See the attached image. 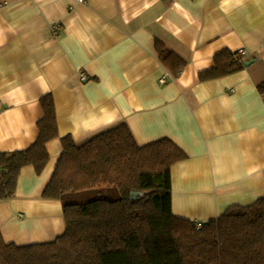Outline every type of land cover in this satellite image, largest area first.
<instances>
[{
  "label": "crops",
  "instance_id": "0c3cea01",
  "mask_svg": "<svg viewBox=\"0 0 264 264\" xmlns=\"http://www.w3.org/2000/svg\"><path fill=\"white\" fill-rule=\"evenodd\" d=\"M84 1L0 0V153L33 144L47 94L58 132L42 172L21 169L0 201L4 242L64 233L62 202L42 198L61 139L81 145L120 124L139 146L166 138L186 154L170 169L175 217L208 223L264 198V0ZM157 41L185 61L177 78ZM225 50L248 65L199 81Z\"/></svg>",
  "mask_w": 264,
  "mask_h": 264
},
{
  "label": "trees",
  "instance_id": "16d2710c",
  "mask_svg": "<svg viewBox=\"0 0 264 264\" xmlns=\"http://www.w3.org/2000/svg\"><path fill=\"white\" fill-rule=\"evenodd\" d=\"M155 50L177 78L185 61L158 41ZM244 63L237 53L222 51L199 81L234 74ZM257 91L264 97V81ZM40 105L33 144L0 153V201L14 197L21 169L31 166L40 174L48 162L46 144L58 136L52 96ZM61 146L42 198L62 202L64 233L52 242L17 246L0 232V264H264V198L233 206L200 230L172 214L170 169L186 154L171 140L139 146L120 124L81 145L64 137ZM70 193L94 196L65 204Z\"/></svg>",
  "mask_w": 264,
  "mask_h": 264
},
{
  "label": "rangeland",
  "instance_id": "374dc122",
  "mask_svg": "<svg viewBox=\"0 0 264 264\" xmlns=\"http://www.w3.org/2000/svg\"><path fill=\"white\" fill-rule=\"evenodd\" d=\"M94 195L92 193L83 194V193H70L63 197V202L65 204L71 203H82L91 199ZM114 198V197H113Z\"/></svg>",
  "mask_w": 264,
  "mask_h": 264
},
{
  "label": "built area",
  "instance_id": "2783aa9c",
  "mask_svg": "<svg viewBox=\"0 0 264 264\" xmlns=\"http://www.w3.org/2000/svg\"><path fill=\"white\" fill-rule=\"evenodd\" d=\"M79 3H84L85 1L84 0H77ZM57 27L55 26L54 29H56ZM166 76H163L160 80H159V83L160 84H165L166 83ZM84 79V77H83ZM195 223V227L197 230H200L204 227L205 223L203 222H194Z\"/></svg>",
  "mask_w": 264,
  "mask_h": 264
},
{
  "label": "water",
  "instance_id": "95a60500",
  "mask_svg": "<svg viewBox=\"0 0 264 264\" xmlns=\"http://www.w3.org/2000/svg\"><path fill=\"white\" fill-rule=\"evenodd\" d=\"M247 65H248V63H245V64H244V66H247Z\"/></svg>",
  "mask_w": 264,
  "mask_h": 264
}]
</instances>
